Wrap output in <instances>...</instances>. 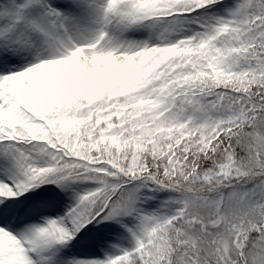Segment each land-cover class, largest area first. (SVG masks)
<instances>
[{"label": "snow or ice", "instance_id": "snow-or-ice-1", "mask_svg": "<svg viewBox=\"0 0 264 264\" xmlns=\"http://www.w3.org/2000/svg\"><path fill=\"white\" fill-rule=\"evenodd\" d=\"M0 264H264V0H0Z\"/></svg>", "mask_w": 264, "mask_h": 264}]
</instances>
